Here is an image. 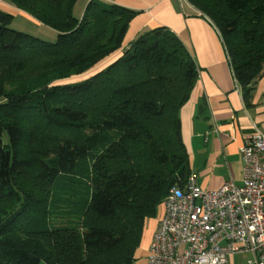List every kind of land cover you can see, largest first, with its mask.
I'll return each mask as SVG.
<instances>
[{
  "label": "trees",
  "instance_id": "obj_1",
  "mask_svg": "<svg viewBox=\"0 0 264 264\" xmlns=\"http://www.w3.org/2000/svg\"><path fill=\"white\" fill-rule=\"evenodd\" d=\"M4 1L56 39L14 29L0 9V264H133L147 222L191 173L179 111L195 62L166 27L130 40L140 11L117 2L89 0L77 18V0ZM186 1L217 28L249 103L264 0Z\"/></svg>",
  "mask_w": 264,
  "mask_h": 264
},
{
  "label": "crops",
  "instance_id": "obj_2",
  "mask_svg": "<svg viewBox=\"0 0 264 264\" xmlns=\"http://www.w3.org/2000/svg\"><path fill=\"white\" fill-rule=\"evenodd\" d=\"M140 13L130 22L127 37L163 26L185 46L197 67V79L179 111L180 133L188 153L190 172L206 190L226 181L242 183L239 153L243 138L258 129L264 133V74L245 103L217 28L186 0H113ZM0 9L22 13L0 0ZM26 16V15H25ZM162 214L150 219L133 264H146L153 232ZM250 252L228 256L225 264H249ZM204 264V263H203Z\"/></svg>",
  "mask_w": 264,
  "mask_h": 264
},
{
  "label": "built area",
  "instance_id": "obj_3",
  "mask_svg": "<svg viewBox=\"0 0 264 264\" xmlns=\"http://www.w3.org/2000/svg\"><path fill=\"white\" fill-rule=\"evenodd\" d=\"M242 183L206 190L189 174L163 200L146 264H225L250 252L264 264V133L255 129L239 148Z\"/></svg>",
  "mask_w": 264,
  "mask_h": 264
},
{
  "label": "rangeland",
  "instance_id": "obj_4",
  "mask_svg": "<svg viewBox=\"0 0 264 264\" xmlns=\"http://www.w3.org/2000/svg\"><path fill=\"white\" fill-rule=\"evenodd\" d=\"M89 0H77L74 5L73 9V14L75 17H81L85 5L87 4ZM105 3H112L114 2L113 0H100ZM22 13H16L14 15L12 27L16 30L24 31L29 34L35 35L42 40L49 41V42H54L56 39V33L54 30L46 27L43 24H39L36 20H34L31 16L26 14L25 12L21 11ZM26 15V16H25ZM123 50V49H122ZM116 56V54L108 57L107 59L103 60L100 62L97 66H95L93 69L90 71L82 74V75H77V76H72L69 78H64L55 81L54 83L56 84H64V83H72V82H78L81 80H84L88 78L89 76L95 74L99 70L103 69L105 66H107ZM53 218L56 219L55 213L52 215Z\"/></svg>",
  "mask_w": 264,
  "mask_h": 264
}]
</instances>
